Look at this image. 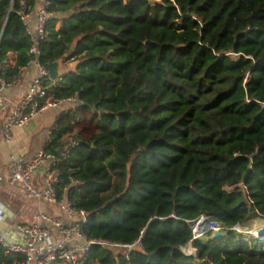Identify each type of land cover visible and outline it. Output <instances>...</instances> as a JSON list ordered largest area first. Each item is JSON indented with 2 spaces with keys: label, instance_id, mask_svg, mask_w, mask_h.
Returning a JSON list of instances; mask_svg holds the SVG:
<instances>
[{
  "label": "trees",
  "instance_id": "trees-1",
  "mask_svg": "<svg viewBox=\"0 0 264 264\" xmlns=\"http://www.w3.org/2000/svg\"><path fill=\"white\" fill-rule=\"evenodd\" d=\"M39 2L0 0L6 81L32 58L19 10ZM48 10L38 61L74 66L46 96L81 102L57 116L44 148L58 158L57 198L87 213L84 238L120 245L91 244L85 264H264L262 244L232 229L264 217V0H51ZM202 214L223 238L192 240ZM190 241L195 255L179 248ZM23 259L0 245V264Z\"/></svg>",
  "mask_w": 264,
  "mask_h": 264
},
{
  "label": "built area",
  "instance_id": "built-area-1",
  "mask_svg": "<svg viewBox=\"0 0 264 264\" xmlns=\"http://www.w3.org/2000/svg\"><path fill=\"white\" fill-rule=\"evenodd\" d=\"M39 1L35 13V25L32 29L27 23L26 6L23 5L19 10L20 19L32 42L28 50L29 55L32 56L29 62L35 63L37 73L24 94L12 104L8 115L0 122V133L7 143L11 140L13 129L22 127L42 111L49 108L66 111L81 104L76 96L65 98L46 96L47 90L55 86L58 80L50 77L48 65L38 61L37 44L45 36V24L52 15L48 10L51 0ZM13 82L15 80L10 82L0 78V109L3 107L4 91ZM57 163L58 158L45 149H39L29 159L10 154L7 183L20 185L29 198L53 203L62 212V215L38 212L33 216L32 221L16 224L10 231V235L0 232V245L4 251L20 253L24 256L20 264H85L86 253L91 244L120 246L103 239L84 238L81 224L86 221L87 213L82 209L75 208L65 195L61 199L57 198L55 185L58 176L54 171ZM40 168L44 174V182L42 186H37L33 178ZM4 217L5 207L0 203V222L4 220ZM189 224L192 230V240L207 232L212 234L214 231L225 230L220 222L204 214L190 221ZM237 226L239 225L232 229L236 230ZM78 240H82V243H77ZM133 245L124 246L131 248Z\"/></svg>",
  "mask_w": 264,
  "mask_h": 264
},
{
  "label": "crops",
  "instance_id": "crops-1",
  "mask_svg": "<svg viewBox=\"0 0 264 264\" xmlns=\"http://www.w3.org/2000/svg\"><path fill=\"white\" fill-rule=\"evenodd\" d=\"M39 4L35 5L33 10L28 14L27 23L32 29L35 25V13ZM9 64L14 63V56L10 54ZM73 62L63 65L59 62L58 73L71 69ZM37 73V68L34 62H29L21 71L15 82L6 87L4 91L3 107L0 109V122L8 115L11 106L14 102L24 94L30 82ZM64 110L57 108H49L42 111L33 119L29 120L22 127L13 129L11 132L10 142H5L0 133V203L5 207L4 220L0 222V232L10 235V231L15 224L30 222L38 212H45L51 215H62L59 207L53 203L46 202L40 199L29 198L22 187L18 184L7 183L9 176V157L10 154L23 156L27 159L31 158L36 152V146L41 139V133L46 130V138L44 146L39 149L46 148L50 139V131L56 122L57 116ZM38 149V150H39ZM37 186H42L44 182V174L42 169H38L33 178ZM16 221L11 223L10 221ZM77 243H82L78 240ZM191 252H183L186 254H196L193 246ZM180 248V247H179ZM195 251V252H194Z\"/></svg>",
  "mask_w": 264,
  "mask_h": 264
},
{
  "label": "rangeland",
  "instance_id": "rangeland-1",
  "mask_svg": "<svg viewBox=\"0 0 264 264\" xmlns=\"http://www.w3.org/2000/svg\"><path fill=\"white\" fill-rule=\"evenodd\" d=\"M73 65V63L71 64V66ZM80 125H83V127L85 128L84 130V133L85 132H88L91 127L90 125H88V123L84 122V124H80ZM87 127V128H86ZM46 138V130H43L42 133H41V139H40V142L39 144L36 146V152L38 151L39 148L43 147L44 146V139ZM35 152V153H36ZM11 223L13 222H17L16 221H10ZM18 224V222H17ZM16 225V224H15ZM264 225V217L260 216V215H254L253 218H251L250 220L247 221V223L243 226H237V229L235 230L237 233H239L243 239L245 240H256L258 243H261L263 248H264V242L257 239L255 233L257 234V230ZM187 247L189 249V251L191 252L192 251V248L190 247V244L187 243V244H184V245H180V249L183 251V252H188L187 251ZM195 252V251H194Z\"/></svg>",
  "mask_w": 264,
  "mask_h": 264
},
{
  "label": "water",
  "instance_id": "water-1",
  "mask_svg": "<svg viewBox=\"0 0 264 264\" xmlns=\"http://www.w3.org/2000/svg\"><path fill=\"white\" fill-rule=\"evenodd\" d=\"M58 67H59V62L58 61H53V62H50L48 64L49 75H50L51 78L56 79V80L59 79ZM101 112H103V110H101ZM59 151H61V149ZM207 233H209V232H207ZM207 233H205V234H207ZM211 237L213 239H221V238H223V233L220 232V231H214L211 234ZM256 238L259 239V240L261 238H264V225L261 226L257 230V237ZM189 244H190V246H192V241H190ZM263 250H264V248H263ZM189 254H191V253H189Z\"/></svg>",
  "mask_w": 264,
  "mask_h": 264
},
{
  "label": "bare ground",
  "instance_id": "bare-ground-1",
  "mask_svg": "<svg viewBox=\"0 0 264 264\" xmlns=\"http://www.w3.org/2000/svg\"><path fill=\"white\" fill-rule=\"evenodd\" d=\"M261 240V239H260Z\"/></svg>",
  "mask_w": 264,
  "mask_h": 264
}]
</instances>
